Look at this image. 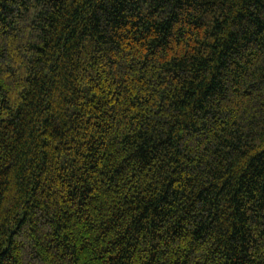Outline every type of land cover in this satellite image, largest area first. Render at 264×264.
Instances as JSON below:
<instances>
[{
	"label": "trees",
	"instance_id": "16d2710c",
	"mask_svg": "<svg viewBox=\"0 0 264 264\" xmlns=\"http://www.w3.org/2000/svg\"><path fill=\"white\" fill-rule=\"evenodd\" d=\"M0 264H264V0H0Z\"/></svg>",
	"mask_w": 264,
	"mask_h": 264
}]
</instances>
